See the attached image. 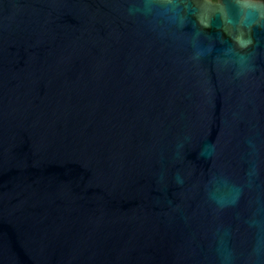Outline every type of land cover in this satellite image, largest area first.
<instances>
[{"label":"water","instance_id":"95a60500","mask_svg":"<svg viewBox=\"0 0 264 264\" xmlns=\"http://www.w3.org/2000/svg\"><path fill=\"white\" fill-rule=\"evenodd\" d=\"M0 264H264V3L0 0Z\"/></svg>","mask_w":264,"mask_h":264},{"label":"clouds","instance_id":"9594fccd","mask_svg":"<svg viewBox=\"0 0 264 264\" xmlns=\"http://www.w3.org/2000/svg\"><path fill=\"white\" fill-rule=\"evenodd\" d=\"M261 2L264 3V0H261ZM205 26H207V25H205ZM236 42H237V44H238L240 47H247V46L251 43L250 40L245 41V40L241 39L240 37H237V38H236Z\"/></svg>","mask_w":264,"mask_h":264},{"label":"trees","instance_id":"16d2710c","mask_svg":"<svg viewBox=\"0 0 264 264\" xmlns=\"http://www.w3.org/2000/svg\"><path fill=\"white\" fill-rule=\"evenodd\" d=\"M216 1V0H215Z\"/></svg>","mask_w":264,"mask_h":264}]
</instances>
